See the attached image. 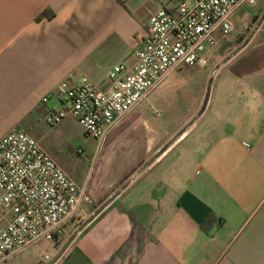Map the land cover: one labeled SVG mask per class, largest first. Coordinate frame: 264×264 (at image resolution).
I'll list each match as a JSON object with an SVG mask.
<instances>
[{
    "label": "crops",
    "instance_id": "0c3cea01",
    "mask_svg": "<svg viewBox=\"0 0 264 264\" xmlns=\"http://www.w3.org/2000/svg\"><path fill=\"white\" fill-rule=\"evenodd\" d=\"M176 4L0 0V139L20 126L52 155L41 134L55 100L42 98L71 77L104 86L113 66L135 62L151 14ZM45 12L54 15L38 18ZM255 29L216 71L210 136L174 141L124 177L92 212L132 179L53 264H264V34ZM209 213L211 233L201 227Z\"/></svg>",
    "mask_w": 264,
    "mask_h": 264
},
{
    "label": "built area",
    "instance_id": "2783aa9c",
    "mask_svg": "<svg viewBox=\"0 0 264 264\" xmlns=\"http://www.w3.org/2000/svg\"><path fill=\"white\" fill-rule=\"evenodd\" d=\"M259 1L177 0L172 9L159 7L133 51L135 62L113 66L104 86L85 75L61 81L42 98L55 100L46 122L55 126L73 117L100 141L173 70L203 64L205 53L233 31V14ZM86 200L84 184L38 139L20 126L12 128L0 139V264L36 240L60 239Z\"/></svg>",
    "mask_w": 264,
    "mask_h": 264
},
{
    "label": "rangeland",
    "instance_id": "374dc122",
    "mask_svg": "<svg viewBox=\"0 0 264 264\" xmlns=\"http://www.w3.org/2000/svg\"><path fill=\"white\" fill-rule=\"evenodd\" d=\"M263 13L264 0L255 5L242 6L232 16L233 31L222 36L218 44L205 53L203 64L173 70L100 141L87 135L73 117L66 118L59 129L61 122L55 126L46 123L41 134L42 142L52 148L53 158L74 179L84 184L88 197L85 204L89 205L84 206L63 228L57 243L54 240H36L16 250L1 264H44L53 260L60 250L58 245H63L102 197L124 177L131 173L134 175L139 170H135L137 165L150 155L155 146L170 139L197 114L209 78L213 75V80H216L222 74L216 73L219 68L216 67L231 54L232 49L243 43L253 29H260L264 34ZM229 46L231 51H226ZM139 106L141 111L136 109ZM212 114L213 107L209 101L203 113L175 140L173 146L186 145L202 135L208 138ZM46 254L49 258L45 257Z\"/></svg>",
    "mask_w": 264,
    "mask_h": 264
},
{
    "label": "water",
    "instance_id": "95a60500",
    "mask_svg": "<svg viewBox=\"0 0 264 264\" xmlns=\"http://www.w3.org/2000/svg\"><path fill=\"white\" fill-rule=\"evenodd\" d=\"M264 19V13L262 15V18ZM248 42V38L243 42L242 45L246 44ZM242 46L238 47V50L241 48ZM237 51V50H236ZM236 51H234L233 53H235ZM232 53V54H233ZM231 57V55H228L225 59H229ZM223 61V62H224ZM221 65V63L216 67L218 68ZM212 84H213V75L209 78L208 81V85L206 88V92H205V96H204V100L203 103L200 107V109L198 110L197 114L187 123L185 124L180 130H178L167 142H165L152 156V158L150 160H148L144 166L142 168H140L137 172H140L141 170H143V168H145L154 158L158 157L162 152H164L167 147L174 142L179 136H181L184 131L194 122V120L203 113V111L205 110L207 103L209 101L210 95H211V89H212ZM135 176V174L133 175ZM132 176V177H133ZM132 177L127 180L120 188H118L116 191H114L113 194H111L106 200H104V202H102L86 219H84L78 226L77 228L70 234V236L67 238V240L63 243V245L61 246L60 250L58 251V253L56 254V256L54 257L53 260L44 263V264H53L54 262L57 261V259L63 254V252L66 250V248L69 246V244L73 241V239L77 236V234L86 226L88 225L103 209H105V207L121 192V190L123 188H125L128 183L131 181Z\"/></svg>",
    "mask_w": 264,
    "mask_h": 264
},
{
    "label": "trees",
    "instance_id": "16d2710c",
    "mask_svg": "<svg viewBox=\"0 0 264 264\" xmlns=\"http://www.w3.org/2000/svg\"><path fill=\"white\" fill-rule=\"evenodd\" d=\"M53 15H54L53 13L45 12V13L39 15L38 18H40L41 16L52 17ZM215 220H216L215 214L209 213V215L205 218V220L203 221V223L201 225L202 229L207 233H211V231L214 227V224H215ZM221 222H222L221 217H219L217 220V225H220ZM59 240L60 239H57L56 242H58Z\"/></svg>",
    "mask_w": 264,
    "mask_h": 264
}]
</instances>
